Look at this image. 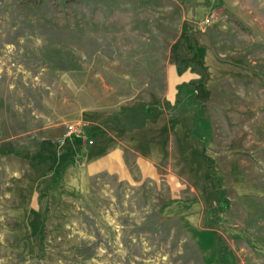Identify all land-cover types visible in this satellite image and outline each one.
<instances>
[{
	"label": "rangeland",
	"instance_id": "obj_1",
	"mask_svg": "<svg viewBox=\"0 0 264 264\" xmlns=\"http://www.w3.org/2000/svg\"><path fill=\"white\" fill-rule=\"evenodd\" d=\"M198 4L0 0V264H264V0H217L209 25ZM70 123L161 176L73 190Z\"/></svg>",
	"mask_w": 264,
	"mask_h": 264
},
{
	"label": "crops",
	"instance_id": "obj_2",
	"mask_svg": "<svg viewBox=\"0 0 264 264\" xmlns=\"http://www.w3.org/2000/svg\"><path fill=\"white\" fill-rule=\"evenodd\" d=\"M196 1L200 3L198 4L197 8L194 9L195 17L193 19H195L194 21H196L197 25H199L200 23L202 24L207 18L211 16H216L214 11L215 6L217 4V0H195V2ZM186 47L189 48V46ZM201 51L202 49H199V47L193 46L192 49H188V54L190 53L189 55H178L179 62L187 64L191 63L197 58V55L199 56V52ZM173 63L174 64L170 65L171 67L169 69V80L171 83L170 89L172 91L174 90L175 84H183L186 80L189 79L187 75H179V71L177 70V61L174 60ZM173 120L175 121L174 117ZM77 137L73 139L79 143V148L75 151V153L71 149H69L63 156L66 159H78V157H80V159H83L84 161H72L68 164V166H66L67 168H65L68 169L65 173V180L67 182L69 179V182H67V184L73 186V190L75 188L79 189L80 183L84 187H91V179L101 173H107L111 176L117 177L121 181L129 182L130 184L132 181L135 180V171L137 175L136 177L138 179H141L142 181L152 179L157 182V178L161 176L159 174L160 162L156 160L157 158H155L154 155H150L152 149L145 148L141 144H139L137 148L133 149L123 145L119 140H117L113 136L112 137L115 140H111L109 135H107L109 139H106L105 137H100L101 139L98 140L96 145L92 147L91 150H86L84 147H82V144H84V146H88L87 141L82 138V135H79ZM166 137L167 138L165 140L167 141L168 134L166 135ZM106 140H108V142L111 141V144L104 147L106 144ZM68 141L72 142V138L68 139ZM165 143L166 145L168 144L167 142ZM129 160L132 162H129ZM72 174L76 177L75 180L73 179V176H71ZM174 182V179L173 182L169 181V184H171L172 187V191L175 194H180V185ZM177 194L171 197L172 200L175 201V203H173L171 207L175 209L181 208V210L186 208L189 210L192 206V203L185 201V204H181V201L177 199L180 198V196ZM193 206L195 205L193 204ZM172 211L174 212L173 209ZM214 248V253H216L217 249L216 247ZM213 256L214 255H210V263L215 262V260H213ZM220 261L221 260L214 264H219Z\"/></svg>",
	"mask_w": 264,
	"mask_h": 264
},
{
	"label": "built area",
	"instance_id": "obj_3",
	"mask_svg": "<svg viewBox=\"0 0 264 264\" xmlns=\"http://www.w3.org/2000/svg\"><path fill=\"white\" fill-rule=\"evenodd\" d=\"M213 18V17H212ZM212 22V19L207 18L205 23L206 24H210ZM66 133L64 134V136L60 139L61 144H64L65 141H67L68 139L72 138L73 135H87L86 132L84 133V131L82 130V127H80V125L75 124V123H70V124H66ZM89 144H94V140L90 139L89 140Z\"/></svg>",
	"mask_w": 264,
	"mask_h": 264
},
{
	"label": "trees",
	"instance_id": "obj_4",
	"mask_svg": "<svg viewBox=\"0 0 264 264\" xmlns=\"http://www.w3.org/2000/svg\"><path fill=\"white\" fill-rule=\"evenodd\" d=\"M86 134L90 135V133H86Z\"/></svg>",
	"mask_w": 264,
	"mask_h": 264
}]
</instances>
